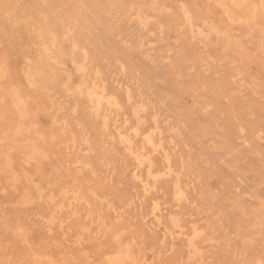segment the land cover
Returning <instances> with one entry per match:
<instances>
[{"label": "rangeland", "instance_id": "rangeland-1", "mask_svg": "<svg viewBox=\"0 0 264 264\" xmlns=\"http://www.w3.org/2000/svg\"><path fill=\"white\" fill-rule=\"evenodd\" d=\"M124 246L264 264V0H0V264Z\"/></svg>", "mask_w": 264, "mask_h": 264}, {"label": "bare ground", "instance_id": "bare-ground-1", "mask_svg": "<svg viewBox=\"0 0 264 264\" xmlns=\"http://www.w3.org/2000/svg\"><path fill=\"white\" fill-rule=\"evenodd\" d=\"M111 100V99H110ZM112 101V100H111ZM110 102V101H109ZM19 103V102H18ZM23 103V102H22ZM113 103V102H112ZM115 103V102H114ZM18 105V104H17ZM22 105V104H21ZM15 108V107H14ZM24 108H25V106H24ZM18 109V108H17ZM22 113H23V111H22ZM24 118V117H23ZM20 120V119H19ZM18 120V121H19ZM20 122V121H19ZM21 123V122H20ZM19 124V123H18ZM17 124V125H18ZM17 125H16V127H17ZM19 127V126H18ZM205 127H207V125H205ZM203 128V127H202ZM19 132V131H18ZM14 134H15V132H13ZM16 135V134H15ZM224 137H226V136H224ZM150 138V137H149ZM148 138V139H149ZM152 139V138H151ZM151 139H150V141H151ZM226 139V138H225ZM225 139H223V140H225ZM148 141V140H147ZM141 150V149H140ZM5 151H6V149H5ZM4 153V152H3ZM8 153V152H7ZM136 156V155H135ZM139 157V156H138ZM5 159V158H4ZM147 159V158H146ZM6 167V166H5ZM167 167V166H166ZM7 168V167H6ZM5 168V169H6ZM10 169H12V167L10 168ZM3 173V172H2ZM24 179H25V177H24ZM175 182L177 183V180H175ZM177 185V184H176ZM175 185V193L176 192H179L180 194H181V197H183V195H182V193L180 192V189L178 188V185L176 186ZM89 189V188H88ZM4 190V189H3ZM15 191V190H14ZM179 194V195H180ZM19 197V196H18ZM178 197V196H177ZM176 198V197H175ZM214 198H216V197H214ZM210 199V198H209ZM211 199H213V198H211ZM38 200V199H37ZM212 201H215V200H212ZM63 202V201H62ZM152 205V204H151ZM21 206V205H20ZM156 206V205H155ZM158 207V206H157ZM177 207V206H176ZM58 209V208H57ZM154 210V209H153ZM153 212V211H152ZM89 214H91V212L89 213ZM174 218V217H173ZM123 219V218H122ZM96 220H97V218H96ZM170 220V219H169ZM122 222V221H121ZM177 219H171V222L170 223H172V225H176L177 223ZM101 224V223H100ZM120 224V223H119ZM170 225V224H169ZM178 226H180L179 224H177ZM102 226V225H101ZM261 226V225H260ZM127 227V226H126ZM174 227V226H173ZM177 227V226H176ZM84 228V227H83ZM99 229V228H98ZM182 229V228H181ZM113 230V229H112ZM125 230H127V229H125ZM195 230H196V228L195 227H193L192 228V234H194L195 236H197V234L195 233ZM116 231V230H115ZM21 232V231H20ZM122 232V231H121ZM96 234H98V233H96ZM103 235V234H102ZM184 235V234H183ZM19 236H21V235H19ZM18 236V237H19ZM105 236V235H104ZM116 236V235H115ZM23 238H24V236H22ZM119 237H121V236H119ZM190 237V236H189ZM188 237V238H189ZM193 238L194 237H192V238H190L189 240H188V246L190 247V248H192V250H193V253L194 252H196V247L194 246L195 244L193 243ZM25 239V238H24ZM77 239V238H76ZM132 239V238H131ZM80 240H81V238H80ZM133 240V239H132ZM22 241H23V239H22ZM44 242V241H43ZM42 242V243H43ZM22 243V242H21ZM128 243V242H127ZM5 244V243H4ZM110 244V243H109ZM131 244V243H130ZM7 245V244H6ZM117 245V244H116ZM128 245L126 244V247H127ZM73 247V246H72ZM114 247V246H113ZM125 247V246H124ZM126 247L125 248H122V247H119V249L115 252V254H114V256L113 257H108V258H106L105 260H104V262H103V264H122L123 263V256H124V254L127 252L126 251ZM136 247V246H135ZM3 248V247H2ZM7 249V248H6ZM84 253V252H83ZM83 253H82V255H83ZM197 253V252H196ZM196 253H194V254H196ZM92 254V253H91ZM126 255H128V254H126ZM140 255V254H139ZM34 257L33 258H35V255H33ZM58 256V255H57ZM36 257H38V256H36ZM85 257V256H84ZM137 257V256H136ZM6 259V258H5ZM87 259V258H86ZM141 259H143L144 260V258H141ZM12 260H14L13 258H12ZM10 261V260H9ZM18 261H22V260H18ZM63 261V260H62ZM61 261V262H62ZM65 261V260H64ZM131 261V260H130ZM67 262V261H66ZM10 263V262H9ZM34 263L35 264H42V263H40V261H39V259H34ZM65 263V262H64ZM67 263H69V262H67ZM133 264L135 263V262H132ZM7 264V263H6ZM12 264V263H11ZM18 264H19V262H18ZM25 264V263H24ZM145 264V263H144Z\"/></svg>", "mask_w": 264, "mask_h": 264}]
</instances>
